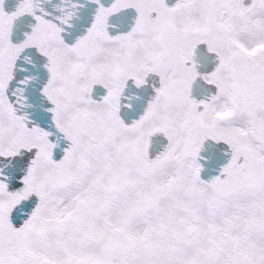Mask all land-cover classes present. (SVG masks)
<instances>
[{"label": "snow or ice", "instance_id": "obj_1", "mask_svg": "<svg viewBox=\"0 0 264 264\" xmlns=\"http://www.w3.org/2000/svg\"><path fill=\"white\" fill-rule=\"evenodd\" d=\"M0 264H264V0H0Z\"/></svg>", "mask_w": 264, "mask_h": 264}]
</instances>
